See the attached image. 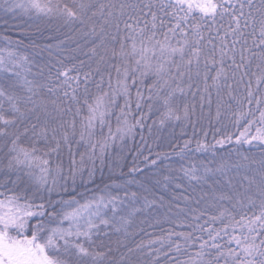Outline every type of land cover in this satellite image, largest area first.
I'll return each instance as SVG.
<instances>
[{"label": "trees", "instance_id": "trees-1", "mask_svg": "<svg viewBox=\"0 0 264 264\" xmlns=\"http://www.w3.org/2000/svg\"><path fill=\"white\" fill-rule=\"evenodd\" d=\"M2 208L12 264H264V0H0Z\"/></svg>", "mask_w": 264, "mask_h": 264}, {"label": "rangeland", "instance_id": "rangeland-1", "mask_svg": "<svg viewBox=\"0 0 264 264\" xmlns=\"http://www.w3.org/2000/svg\"><path fill=\"white\" fill-rule=\"evenodd\" d=\"M15 6L18 8V10L24 9L25 5H33V6H40V8L44 9L50 6V0H14ZM38 175L42 174V168H37ZM54 174V173H52ZM55 175V176H54ZM54 175L47 176H39L40 179V185H42L45 181L48 179H54V177L57 176L55 173ZM62 178H65L66 176H60ZM52 181V180H50ZM43 186V185H42ZM100 201V200H99ZM105 202H95V203H89V204H83L81 206H78L73 211H70L63 219V223L67 222L65 225L64 230H66L65 234H71L74 233L75 235L83 234L85 230L87 229V226L91 221L95 218L96 212L101 209V205H104ZM115 204L113 203V213H115ZM104 212L100 210L98 212L99 215L103 216ZM117 218V216H116ZM19 220V217L17 215L10 214L7 210L1 209L0 211V226L2 229L6 228H12L17 224ZM114 222H118L119 225H121V221L115 220ZM71 231V232H70ZM4 233L0 234V264H12L14 257H16L19 253V249L15 248L16 246L14 243L7 238L4 237ZM64 234V235H65ZM61 235V233H59ZM29 243H27V246ZM21 251V250H20Z\"/></svg>", "mask_w": 264, "mask_h": 264}]
</instances>
